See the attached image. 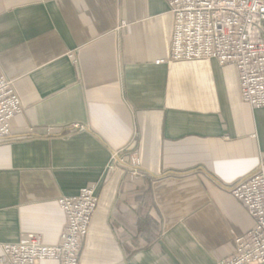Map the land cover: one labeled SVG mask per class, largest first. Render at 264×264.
Instances as JSON below:
<instances>
[{
	"label": "crops",
	"instance_id": "obj_1",
	"mask_svg": "<svg viewBox=\"0 0 264 264\" xmlns=\"http://www.w3.org/2000/svg\"><path fill=\"white\" fill-rule=\"evenodd\" d=\"M173 31L165 0H0V77L23 103L0 142V256L57 245L58 201L85 187L80 264H218L253 227L230 188L264 160V108L231 65L170 62ZM119 150L147 177L109 172Z\"/></svg>",
	"mask_w": 264,
	"mask_h": 264
},
{
	"label": "built area",
	"instance_id": "obj_2",
	"mask_svg": "<svg viewBox=\"0 0 264 264\" xmlns=\"http://www.w3.org/2000/svg\"><path fill=\"white\" fill-rule=\"evenodd\" d=\"M174 17L170 62L214 60L237 70L242 101L253 109L264 108V0H165ZM124 24V23H123ZM13 82L0 77V142L11 137V120L23 105ZM114 151L109 172L141 171L137 152ZM231 195L254 221L253 227L234 239L233 253L218 264H264V160L254 173L237 181ZM66 224L57 245L47 246L32 234L19 243L2 245L0 264H80L85 240L99 205L95 187H85L58 201Z\"/></svg>",
	"mask_w": 264,
	"mask_h": 264
}]
</instances>
